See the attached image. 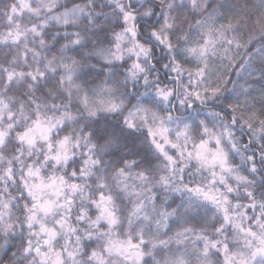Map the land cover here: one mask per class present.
I'll list each match as a JSON object with an SVG mask.
<instances>
[{"label":"snow or ice","instance_id":"obj_1","mask_svg":"<svg viewBox=\"0 0 264 264\" xmlns=\"http://www.w3.org/2000/svg\"><path fill=\"white\" fill-rule=\"evenodd\" d=\"M0 264H264V0H0Z\"/></svg>","mask_w":264,"mask_h":264}]
</instances>
